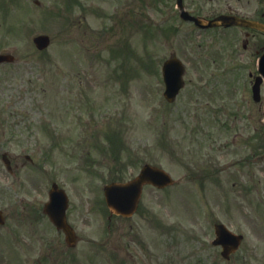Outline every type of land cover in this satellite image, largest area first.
I'll list each match as a JSON object with an SVG mask.
<instances>
[{
    "label": "rangeland",
    "instance_id": "rangeland-1",
    "mask_svg": "<svg viewBox=\"0 0 264 264\" xmlns=\"http://www.w3.org/2000/svg\"><path fill=\"white\" fill-rule=\"evenodd\" d=\"M38 1L0 0V53L17 58L0 66V208L10 217L0 253L20 247L6 242L17 184L31 193L57 181L73 197L83 252L107 250L112 264H140V252L149 264H264V86L254 102L240 32L198 30L176 0ZM185 5L205 17L220 9ZM112 6L130 12L124 26L111 27ZM41 34L52 40L45 51L33 44ZM173 54L187 71L170 105L162 64ZM6 152L26 164L14 176ZM145 164L177 185L146 188L137 216L109 227L104 186ZM216 222L245 236L231 262L212 245Z\"/></svg>",
    "mask_w": 264,
    "mask_h": 264
},
{
    "label": "flooded vegetation",
    "instance_id": "flooded-vegetation-1",
    "mask_svg": "<svg viewBox=\"0 0 264 264\" xmlns=\"http://www.w3.org/2000/svg\"><path fill=\"white\" fill-rule=\"evenodd\" d=\"M245 1L248 5H254L250 7L248 5L243 6V0H219L218 6L220 9L219 11L214 10V12L216 15L238 16L264 24V0ZM237 29L243 36L241 41L242 56L255 66V71L251 70L248 74L251 78H255L259 74L257 70L258 61L264 55V33L241 27L225 30ZM232 52L235 51L232 50ZM9 158L12 164L14 162L16 173L20 172L21 168L26 165L25 163L20 165L18 158L15 161L10 155ZM53 183L55 182H52V185ZM19 186L17 184V193L14 195L15 204L10 212L13 213V220L16 221L15 231L11 233L13 243L20 245V247L12 248V252H1L0 264H84L80 259H86L89 261L88 264H112L109 259L104 258L105 254H109L107 250L100 251L99 249L97 252V249H93L92 251L83 252L81 245L85 240L84 237L77 234L78 232L76 233L75 244L73 246L69 245L65 233L58 230L45 213L46 203L50 200L51 188H46L43 184L37 188L31 186V193H27V185L19 184ZM58 186L60 189H65L60 183H58ZM73 208L74 206L71 203L67 212L69 223L76 231L77 224H74V222L78 221V215L73 216V213L70 214ZM40 244L43 246H40ZM100 255H102V262L99 261ZM135 256L140 264H147L148 258L151 257L147 253L143 255L141 252L139 256ZM128 258L135 259L133 254H130ZM157 264L162 263L157 262Z\"/></svg>",
    "mask_w": 264,
    "mask_h": 264
},
{
    "label": "water",
    "instance_id": "water-1",
    "mask_svg": "<svg viewBox=\"0 0 264 264\" xmlns=\"http://www.w3.org/2000/svg\"><path fill=\"white\" fill-rule=\"evenodd\" d=\"M179 4L182 7V0H179ZM185 19L194 20L197 25L202 28L215 27L220 25H242L251 28H256L264 31V26L256 22L240 20L237 18H219L211 22H204L199 19H194L188 14L183 13ZM36 45L40 49H44L49 45V38L47 36H40L35 40ZM165 78L168 85L166 95L169 93L175 96L179 89L183 86L181 75L183 73L182 66L177 61H169L166 63ZM179 71V72H178ZM178 72V74H177ZM176 77V78H175ZM261 80H257L254 87V91L260 88ZM172 181L169 176L163 171L155 167L145 166L140 176L132 182L126 184H111L105 188L106 200L108 206L113 213L121 214L123 216H131L137 209L138 202L141 198L143 186L147 183L154 184L158 187H164L170 184ZM218 240L217 245L223 246V256L227 259L230 258V254L235 252L239 247L241 237L231 235L224 226H216ZM69 233L70 231L67 230Z\"/></svg>",
    "mask_w": 264,
    "mask_h": 264
}]
</instances>
